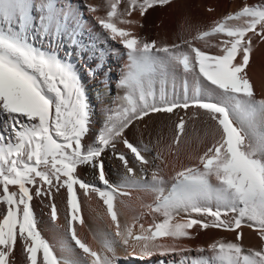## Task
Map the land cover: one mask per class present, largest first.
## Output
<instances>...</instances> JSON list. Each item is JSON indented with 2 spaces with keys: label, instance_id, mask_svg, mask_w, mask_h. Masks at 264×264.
I'll return each instance as SVG.
<instances>
[{
  "label": "snow or ice",
  "instance_id": "obj_1",
  "mask_svg": "<svg viewBox=\"0 0 264 264\" xmlns=\"http://www.w3.org/2000/svg\"><path fill=\"white\" fill-rule=\"evenodd\" d=\"M170 2L127 0V7L120 11L121 0H108L106 16L95 18L105 37L122 45L129 63L119 80L122 103L109 109L103 127L85 144L91 129L86 89L69 54L62 57L60 50L68 45L81 58L92 60L89 73L94 76L103 71L107 57L97 43L99 38H83L84 23L71 0H0V202L7 205L0 219V264H9L18 239L26 264H117V242L140 258L193 251L157 240L192 238L189 230L194 226L236 231L247 222L264 240V99L256 98L246 72L253 51L249 34L264 40V2L246 4L206 30L170 45L148 42L118 27V23H138L127 19L136 10L143 16L154 6ZM87 7L91 12L98 10ZM213 38L218 42L213 43ZM194 41L204 47L195 46ZM211 48L217 49L215 54ZM170 70L192 76L191 96L185 89L182 101L170 100L162 90L157 100L155 83ZM190 107L204 111L205 123L214 122V141L198 157L197 165L175 173L167 191L157 172L152 173L151 182L137 177L127 156L115 153V144L122 139L143 173V165L149 163L143 153L150 148L133 144L124 133L152 113ZM185 124L181 117L177 141ZM109 149L125 169L117 183L110 182L104 170L102 156ZM81 166L97 170L103 187L81 179ZM10 186H18V191H10ZM129 188L154 193L153 203L144 207L163 217L147 228L140 224L139 234L134 228L143 213L122 226L116 210L117 197L129 196ZM61 189L66 192L68 226L60 249L67 255L57 256L37 226L32 201L51 198ZM78 189L85 195L97 194L106 206L112 224L101 234L102 251L93 250L77 235L76 223L84 224ZM49 207L55 221L57 206L50 202ZM181 213L188 218L174 222ZM193 214L210 220L191 218ZM241 238L238 233L234 242L215 241L208 246L210 256L185 257L181 264H264V247L246 249ZM76 248L81 251L77 253Z\"/></svg>",
  "mask_w": 264,
  "mask_h": 264
},
{
  "label": "bare ground",
  "instance_id": "obj_2",
  "mask_svg": "<svg viewBox=\"0 0 264 264\" xmlns=\"http://www.w3.org/2000/svg\"><path fill=\"white\" fill-rule=\"evenodd\" d=\"M264 2V0H171L168 5L154 6L146 14L141 16L139 10L132 13L127 19L137 21L134 24L118 23V27L131 30V32L148 42L156 41L158 45L179 43L180 40L189 39L195 35L197 30H206L214 21L222 19L224 16L238 11L244 5H254ZM74 10L80 15L84 23V36L89 39L97 40L99 47L103 48L107 54L105 65L102 72L92 75L89 69L94 66V62L88 57L81 58V54L71 46H62L60 55L69 54L72 63L77 67L84 83L86 94L90 106L91 129L90 134L84 141L88 144L93 136L101 129L105 123L106 115L110 108H115L122 103L121 98L124 90L119 85V80L127 71L129 63L125 49L121 44L108 40L104 32L97 23L96 17H105L109 7L107 0H71ZM88 5L95 6L98 10L91 12ZM127 7V0H121L119 10L123 11ZM242 21H232L231 23H241ZM253 39V51L249 66L246 68L247 75L254 85L257 99H264V40L250 33ZM213 43L218 42L213 38ZM39 44V40H37ZM195 46L203 48L201 41H194ZM216 53L217 49H209ZM239 59V57L237 58ZM185 89L191 96L194 90V81L191 75L185 74L182 70H170L163 79H157L155 83L156 97L159 100L160 92L166 93L167 99L181 100ZM183 117L186 121L185 130L180 134L177 141L176 125ZM204 111L190 107L189 109H176L173 113H152L142 120L135 121L132 126L124 133L133 144L140 146L148 145L150 151L144 152L148 164L143 165L144 172L141 173V165L137 163L129 151L126 149L122 139L115 144V153H124L129 165L134 167L136 176H143L146 181L151 182L152 173L157 172L163 177L162 185L167 191L170 189L172 177L177 171L184 167L197 165L198 157L202 155L214 141L215 124L212 121L205 123ZM0 130L2 126H0ZM219 133H215V138ZM104 170L106 178L113 183L119 182L125 172L121 161L117 159L112 149L104 152ZM78 175L87 183L103 187L98 179L97 170L91 167L81 166L78 168ZM213 183H216L213 178ZM10 191H18V186H10ZM34 191V189H33ZM129 196H118L116 200V210L121 225L131 224L137 216H143L136 221L134 233L139 234V225L144 224L145 228L154 222H159L163 217L159 213L150 212L144 207L145 204L153 203L155 194L138 188L127 189ZM81 204V213L84 224L76 223L78 237L86 242L93 250L102 251L101 234L107 231L108 225L112 224L107 213L106 206L99 196L95 193L84 194L83 190L78 189ZM2 195V192H0ZM67 199L66 192L61 189L59 193L54 192L51 198H35L32 201L35 211L38 228L45 239L54 246L57 256L67 255L61 252L60 241L67 229ZM50 202L57 206V219L50 218ZM7 205L0 202V219L6 214ZM187 215L181 213L176 216L174 222H182L187 219ZM191 218L210 220L208 217H199L193 214ZM114 228V226H113ZM192 238L173 239L171 237H161L157 243L174 245L178 248L187 247L193 251L180 253H169V263L160 261V264H181V261L188 257L190 259L210 256L208 246L218 240L235 241L237 234L242 233L241 243L246 249H260L264 247V240L258 235L255 228L249 227L247 222L241 225L236 231L222 228L203 229L194 226L189 230ZM73 247H75L74 242ZM116 256L126 257L128 260L123 264H156L153 261L147 262L150 257L140 258L131 255V248L116 243ZM203 247L204 252H197L195 249ZM81 250L76 248V252ZM138 251V249H137ZM160 254V253H158ZM41 254H38V258ZM161 255V254H160ZM130 256V257H128ZM164 257V255H161ZM138 257L139 260L133 259ZM154 259V258H153ZM9 264H26L22 255V243L17 241L14 253L10 257ZM117 264H119L117 262ZM159 264V263H157Z\"/></svg>",
  "mask_w": 264,
  "mask_h": 264
},
{
  "label": "rangeland",
  "instance_id": "obj_3",
  "mask_svg": "<svg viewBox=\"0 0 264 264\" xmlns=\"http://www.w3.org/2000/svg\"><path fill=\"white\" fill-rule=\"evenodd\" d=\"M86 1V0H85ZM107 2H108V0H107ZM107 5H108V3H107ZM67 202V201H66ZM158 239H160V238H158ZM168 256H170L169 254H165L164 255V257L163 256H161L160 254H158V253H154L152 256H151V260H150V258H148L146 261L147 262H150V261H153V263H159L160 264V261H163V262H166V263H169V261H168ZM118 257V263L119 264H123V262H126L127 260H128V258L126 259V257L124 258V257H119V256H117ZM128 257H130V256H128ZM154 258V259H153ZM133 259H137V260H139L138 259V257H136V258H133Z\"/></svg>",
  "mask_w": 264,
  "mask_h": 264
}]
</instances>
